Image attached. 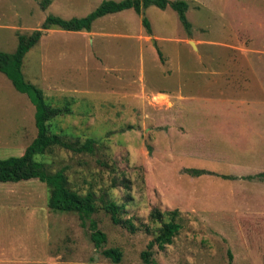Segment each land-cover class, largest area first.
Here are the masks:
<instances>
[{"label":"rangeland","instance_id":"rangeland-1","mask_svg":"<svg viewBox=\"0 0 264 264\" xmlns=\"http://www.w3.org/2000/svg\"><path fill=\"white\" fill-rule=\"evenodd\" d=\"M103 1L0 0V50L14 52L17 34L48 15L84 17ZM184 1L187 27L169 4L127 8L89 31L44 30L26 52L24 78L62 109L49 131L94 139L91 152L55 145L38 159L93 194L106 241L95 248L88 220L51 210L45 183L0 182V264H112L109 247L117 264H146L153 208L176 209L180 229L152 247L151 264H264V180L248 177L264 172V0ZM34 111L0 72V158L36 136ZM107 201L123 204L135 232L111 222Z\"/></svg>","mask_w":264,"mask_h":264},{"label":"trees","instance_id":"trees-1","mask_svg":"<svg viewBox=\"0 0 264 264\" xmlns=\"http://www.w3.org/2000/svg\"><path fill=\"white\" fill-rule=\"evenodd\" d=\"M168 4L177 11L180 20L187 27L188 23L184 14L187 3L184 0H104L96 9L84 17L63 19L58 16L48 15L41 24L40 29H35L28 35L17 34L18 43L14 52L8 53L0 50V72L10 79L18 91L26 93L32 101L35 107L34 123L37 130L36 136L25 147L22 154L0 158V182L37 179L45 183L49 189L48 207L53 211L76 212L82 224H85V220H88L90 240L95 248H99L106 241V235L98 228L96 220L91 217L97 210L93 194L87 192L81 195L70 189L63 169L48 172L44 162L38 159L39 156L44 155L48 149L55 145L76 152H91L94 139L87 138L82 144L75 145L64 141L58 134L49 131L48 121L52 117L61 114L62 109L48 104L45 101L42 90L24 78L21 72L22 60L26 52L39 41L43 31L49 28L58 27L67 31H89L93 21L105 14L127 8H132L135 12L141 13L142 9L149 5L164 8ZM142 24L149 30V22L145 17L142 18ZM188 172L198 175L202 171L190 168ZM221 176L223 178H233L226 174ZM248 177L264 180V172ZM102 209L109 215L114 225H121L131 233L137 230L130 218L123 217L125 213L123 204L107 201L102 205ZM176 214V209L161 211L158 208H153L150 210L149 219L158 221L160 226L156 229L153 238L148 241L146 248L141 251L140 255L144 263L151 264L150 255L154 245L161 248L172 243L173 237L180 229V224L175 220ZM165 215L168 216L167 221L163 220ZM102 253L110 258L112 264H117L121 259V251L117 247L103 249Z\"/></svg>","mask_w":264,"mask_h":264},{"label":"water","instance_id":"water-1","mask_svg":"<svg viewBox=\"0 0 264 264\" xmlns=\"http://www.w3.org/2000/svg\"><path fill=\"white\" fill-rule=\"evenodd\" d=\"M151 40H152V42L154 43V39L152 38Z\"/></svg>","mask_w":264,"mask_h":264},{"label":"crops","instance_id":"crops-1","mask_svg":"<svg viewBox=\"0 0 264 264\" xmlns=\"http://www.w3.org/2000/svg\"><path fill=\"white\" fill-rule=\"evenodd\" d=\"M1 258V257H0Z\"/></svg>","mask_w":264,"mask_h":264}]
</instances>
